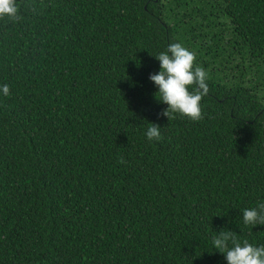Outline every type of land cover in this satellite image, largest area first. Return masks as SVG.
I'll return each mask as SVG.
<instances>
[{"label":"trees","instance_id":"trees-1","mask_svg":"<svg viewBox=\"0 0 264 264\" xmlns=\"http://www.w3.org/2000/svg\"><path fill=\"white\" fill-rule=\"evenodd\" d=\"M17 4L0 20V264H227L220 230L264 245L243 222L264 203V0ZM171 43L207 73L200 121L160 115L149 77Z\"/></svg>","mask_w":264,"mask_h":264},{"label":"clouds","instance_id":"clouds-1","mask_svg":"<svg viewBox=\"0 0 264 264\" xmlns=\"http://www.w3.org/2000/svg\"><path fill=\"white\" fill-rule=\"evenodd\" d=\"M5 19L12 23L23 19L17 0H0V20ZM154 56L160 62V71L151 74L149 79L158 88L157 100L167 105L160 115L170 121L177 114L193 122L202 120L201 101L209 88L205 69L196 64V54L181 43H171L165 51ZM0 91L5 96L10 95L7 84L0 87ZM145 135L150 142L161 140L160 126L153 123ZM119 162L124 163L122 157ZM243 222L253 227L264 225V203L244 209ZM212 243L225 255L227 264H264V245L256 246L247 240L241 243L231 231L220 230Z\"/></svg>","mask_w":264,"mask_h":264}]
</instances>
